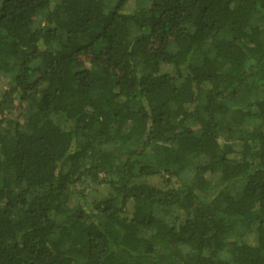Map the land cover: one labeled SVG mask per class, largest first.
<instances>
[{"label": "trees", "instance_id": "16d2710c", "mask_svg": "<svg viewBox=\"0 0 264 264\" xmlns=\"http://www.w3.org/2000/svg\"><path fill=\"white\" fill-rule=\"evenodd\" d=\"M0 264H264V0H0Z\"/></svg>", "mask_w": 264, "mask_h": 264}, {"label": "rangeland", "instance_id": "374dc122", "mask_svg": "<svg viewBox=\"0 0 264 264\" xmlns=\"http://www.w3.org/2000/svg\"><path fill=\"white\" fill-rule=\"evenodd\" d=\"M118 2V0H109V4L110 5H114V4H116Z\"/></svg>", "mask_w": 264, "mask_h": 264}]
</instances>
